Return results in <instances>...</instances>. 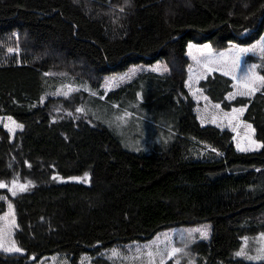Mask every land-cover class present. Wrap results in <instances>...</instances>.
Returning <instances> with one entry per match:
<instances>
[{"label": "trees", "instance_id": "1", "mask_svg": "<svg viewBox=\"0 0 264 264\" xmlns=\"http://www.w3.org/2000/svg\"><path fill=\"white\" fill-rule=\"evenodd\" d=\"M263 34L264 0H0V118L23 125L14 138L0 127V197L25 253L0 264H108L105 251L205 223L197 264H264L235 259L264 232V146L241 153L229 130L203 126L184 72L190 43L225 50ZM160 61L173 72L102 91L107 77ZM254 62L264 75V56ZM64 79L89 91L55 97ZM200 88L224 110L246 106L264 145V88L229 102L232 82L217 73ZM86 173L89 185L70 179ZM14 180L28 189L12 197Z\"/></svg>", "mask_w": 264, "mask_h": 264}, {"label": "rangeland", "instance_id": "2", "mask_svg": "<svg viewBox=\"0 0 264 264\" xmlns=\"http://www.w3.org/2000/svg\"><path fill=\"white\" fill-rule=\"evenodd\" d=\"M264 37V34L263 36ZM261 39L250 46H239V45H231L228 49L225 50H217L210 44H194L190 43L194 47L187 49V56L189 58V66L184 70L185 72V87L188 90L189 94L193 98V100L196 103V113L198 115L199 121L203 126H216L221 130H229L234 135V143L235 147L237 148L238 142L241 144V146L246 147L248 145V140L246 139V136H250L251 140H254L256 144L261 145L255 135V129L250 123H247L244 119L245 113H246V106L243 107H232L231 110L227 111L224 110L221 104L213 103L203 92V90L200 88V83L204 81L207 77L212 76L213 74H220L232 82V91L231 93H236L238 91H244L243 88V78L245 76V73H249V69L255 65L256 67L253 69V71L257 75L260 74L259 65L258 63L254 62V60L260 62L261 59L264 56V52H261L260 49L253 48L254 45H257ZM208 45L211 47V57L215 61L214 63L205 66L207 58H208V52L207 51H201V49H204V46ZM240 49H248L249 51L241 52ZM223 54V56L221 55ZM239 57L237 60L236 58ZM174 65L171 63H166L164 61H160L154 65H139V66H133L128 71L122 74L112 75L105 79L102 85V91L105 94H109L112 91L117 90L118 88L135 81L137 78L141 77L144 74L154 73L157 75H166L169 73H172L174 70ZM56 68H63V65L60 63ZM211 68L212 71H209L208 69ZM153 69H157L153 71ZM66 70V69H63ZM63 70H60L58 75L63 78L66 77ZM224 71H229V75H224ZM121 77H124V79H120ZM235 77V78H234ZM263 88L260 89V91ZM79 91H89V87L86 86L83 89L77 85H75L72 82H66L64 79V83L62 86L58 88L56 93L54 94L55 97L58 98H67L70 97ZM260 91L255 92V94L251 96H241L236 95L234 99H229L227 95V100L229 102H234L237 99H252L257 93ZM207 97V99H205ZM215 105H219V108L215 107ZM243 108L244 111L242 114L238 115V120H231L230 117L233 114V109H240ZM228 114V115H226ZM9 117L0 118V127H2L12 138L15 137V135L22 131L23 128H17L15 125H21L17 123L13 118H11V121H15V124H12L11 121L8 119ZM7 125V127H6ZM246 125H251V129H248ZM9 128H12L13 131H9ZM261 149L259 148H253L249 151H239L241 153H251V152H257ZM207 151L205 149L201 150V154H205ZM74 182H82L78 180H72ZM85 185H89V176L88 180L86 182H82ZM7 189V187L5 188ZM12 197H15L12 193H10ZM0 201H4L6 203V210L3 214H0V218H5L6 214H9L10 212L14 214L15 224L16 227L11 229V236L9 237L10 240L15 241V233L18 229V222H17V214L16 209L13 204V202L10 200V198L5 195L4 199H0ZM9 205H11V209L9 208ZM12 219V216H7L6 219H0V225H4L8 223ZM197 229H200L202 231L207 232V236L204 237L201 235V231H196ZM189 233H191V236L189 237ZM264 232H260L253 236H247V241L245 239L242 240V244L240 246L241 249L245 250L244 256H237L235 253V259L243 260L247 262H262L264 259H257L255 257H258L260 253L258 252V249L261 247H264V240H261V234ZM164 234H167L169 240L171 241L172 245L183 249V251L177 253L173 258L169 259L166 255L164 256V262L165 264H197V255H195L194 252H192V247L195 246L198 243L201 242H208L212 235V227L209 223L202 224L200 226L196 227H178V228H172L169 230H166L160 234H158L152 241L148 243H134L130 245H121L117 246L111 250L103 252L101 258H103L104 261H107L108 264H149V258L147 256L148 251H156L157 245L161 250L165 248L164 240L165 236ZM183 234L185 239L181 240L180 235ZM157 237H159V242H157ZM16 242V241H15ZM17 245V243H16ZM18 247V245H17ZM0 253L8 256L13 255H24L25 253L23 251L21 252H6L3 249H0ZM248 257H254V259H249ZM155 264H160L161 257L155 256L154 257ZM36 264H70V262L67 260L66 257L62 256H53L49 258L43 259L41 262ZM80 264H96L95 259L89 256H83L80 260Z\"/></svg>", "mask_w": 264, "mask_h": 264}, {"label": "snow or ice", "instance_id": "3", "mask_svg": "<svg viewBox=\"0 0 264 264\" xmlns=\"http://www.w3.org/2000/svg\"><path fill=\"white\" fill-rule=\"evenodd\" d=\"M121 11H123V8H121ZM193 45H189V49L193 48ZM259 48L261 52H264V37L261 38V41L257 44L254 45L253 48ZM9 51H12V49H9ZM201 51H207L208 52V58L206 61L205 66H208L212 63H214L215 61L212 59L211 57V47L208 45L204 46V49H201ZM241 52H245V51H249L248 49H240ZM223 56V54H221ZM237 60L239 59V57L236 58ZM256 66L253 65L250 69L249 72L251 73L249 75V73H245V76L243 78V88L245 89L244 91H238L236 93H230L228 98L229 99H234L236 95H241V96H251L253 94H255V92L260 91L261 88H264V75H257L253 69ZM157 69H153V71H155ZM209 71H212L211 68L208 69ZM224 75H229V71H224L223 72ZM235 78V77H234ZM120 79H124V77H121ZM205 99H207V97H205ZM215 107L219 108V105H215ZM79 111V109H78ZM244 111L243 108L240 109H233V114L230 117V122L231 120H238V115L237 114H242ZM228 115V114H226ZM9 121H11V117L8 118ZM12 124H15V121H11ZM17 128H23V125H15ZM7 127V125H6ZM246 127L248 129H251V125H246ZM9 131H13L12 128H9ZM246 139L248 140V145L246 147L241 146V144L238 142L237 144V148L239 151H249L252 150L253 148H259L262 147L264 145H259L256 144V142L254 140H251L250 136H246ZM213 151H215L213 149ZM53 179H58V177H53ZM70 179L73 180H78V181H82V182H86L88 180V174L86 173L85 176L83 178L80 177H71ZM8 187V185H6L3 182H0V188H6ZM28 189V185H22V184H18L15 180L12 182V187L9 189V191L12 192L13 195L17 194V191H27ZM0 199H4V197H0ZM11 205H9V208L11 209ZM7 216H12V219L10 221H8V223L4 224V225H0V249H3L6 252H21L22 249L17 247L16 242L14 240H10L9 237L11 236V229L16 227L15 224V219H14V214L13 213H9L6 214L5 218H0V219H6ZM196 231H201V235L206 237L207 236V232L206 231H202L200 229H197ZM165 236V240H164V244H165V248L163 250H161L159 248V246L157 245L156 251H148L147 252V256L149 258V264H155V260L154 257L155 256H160L161 257V261L160 264H165L164 262V256L166 255L169 259L173 258L177 253L183 251V249L181 248H177L175 246L172 245L171 241L169 240L167 234H164ZM191 236V233H189V237ZM180 239L184 240L185 237L183 234L180 235ZM245 241H247V237L244 238ZM261 240H264V233L261 234L260 237ZM157 242H159V237H157ZM258 252L260 253V255L258 257H255L257 259H264V247H261L260 249H258ZM245 250L241 249L240 251H238L236 253L237 256H244ZM249 259H254V257H248Z\"/></svg>", "mask_w": 264, "mask_h": 264}]
</instances>
